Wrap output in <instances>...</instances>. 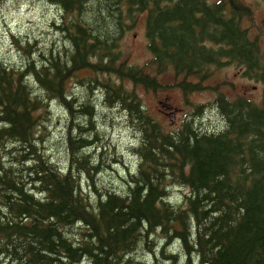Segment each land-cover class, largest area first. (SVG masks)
I'll return each instance as SVG.
<instances>
[{"label": "trees", "instance_id": "16d2710c", "mask_svg": "<svg viewBox=\"0 0 264 264\" xmlns=\"http://www.w3.org/2000/svg\"><path fill=\"white\" fill-rule=\"evenodd\" d=\"M46 1L62 13L52 26L63 46L15 42L21 65L0 63V264H264V105L204 85L233 63L264 86L259 45L241 25L251 9L239 0ZM139 13L143 65L119 49ZM168 72L183 93L215 92L221 128L195 127L203 106L173 129L149 112L135 87L157 92ZM69 80L85 94L73 95ZM52 103L65 123L58 164L43 135ZM99 108L125 112L135 135L137 166L121 192L94 184L108 166ZM173 187L187 189L181 200Z\"/></svg>", "mask_w": 264, "mask_h": 264}, {"label": "rangeland", "instance_id": "374dc122", "mask_svg": "<svg viewBox=\"0 0 264 264\" xmlns=\"http://www.w3.org/2000/svg\"><path fill=\"white\" fill-rule=\"evenodd\" d=\"M243 1L253 9L248 19L244 20V25L248 27L251 37L259 36L260 52L264 57V0ZM61 15L62 13L56 11L55 7L51 6L46 0H0V63L8 66L21 65L23 55L15 42L20 45L34 44L44 51H48L50 48H61L63 46L62 36L52 26L54 21H59ZM144 32L145 17L140 14L137 16L135 26L128 29L119 40L122 57L129 55L128 60L138 65H143L150 58ZM158 79L163 88L155 94L144 90L141 86H137L135 90L141 96L146 107L149 108L150 113L156 115L163 123H168V129L172 125L177 127L181 124L192 113L194 106L207 104L214 97V92L208 88L202 92H194L186 99L181 91L172 85L177 80L173 72L160 74ZM206 83L210 86L219 83V90L223 91L230 99L237 95H243L253 101L260 102L263 98L261 85L244 78L242 72L240 74V69L235 65H228L214 70L211 78ZM81 85L76 80L68 81L70 92L79 97L85 94ZM165 98L168 99L165 100ZM261 103H264V101ZM163 105L176 109L177 115L173 124L170 123L166 113L161 111ZM59 108L56 103L48 106L47 119L51 118L52 121L43 134L45 145L47 147L52 146L50 149L47 148V155L51 156L57 164L59 158L56 155L64 156L65 151L61 147L62 135L65 131L63 127L65 125L64 115ZM98 112L97 125L101 128L102 143L109 145L105 150H103L104 148L101 149L108 156L105 161L108 166H103L100 172L95 173L93 176L94 184L100 189L105 188L121 192L126 188L124 178L128 170L134 166V159L129 145L133 143L132 139L135 135L127 126L126 118L119 116L118 110L99 108ZM194 122L198 130H215L221 128L224 124L222 117L212 107H204L195 117ZM96 149L95 147L91 152ZM111 154L112 156H110ZM85 187H87L86 184ZM172 191L175 193L174 199L181 200L187 190L174 188ZM148 254V250L144 248L138 250L136 256L139 259H145Z\"/></svg>", "mask_w": 264, "mask_h": 264}, {"label": "water", "instance_id": "95a60500", "mask_svg": "<svg viewBox=\"0 0 264 264\" xmlns=\"http://www.w3.org/2000/svg\"><path fill=\"white\" fill-rule=\"evenodd\" d=\"M169 117L172 119L173 118V114H170Z\"/></svg>", "mask_w": 264, "mask_h": 264}, {"label": "bare ground", "instance_id": "6f19581e", "mask_svg": "<svg viewBox=\"0 0 264 264\" xmlns=\"http://www.w3.org/2000/svg\"><path fill=\"white\" fill-rule=\"evenodd\" d=\"M15 39V38H14Z\"/></svg>", "mask_w": 264, "mask_h": 264}]
</instances>
